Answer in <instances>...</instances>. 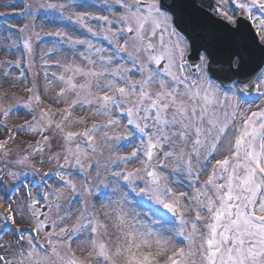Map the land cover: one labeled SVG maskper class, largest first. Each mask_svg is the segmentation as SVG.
<instances>
[{
	"label": "snow or ice",
	"instance_id": "obj_1",
	"mask_svg": "<svg viewBox=\"0 0 264 264\" xmlns=\"http://www.w3.org/2000/svg\"><path fill=\"white\" fill-rule=\"evenodd\" d=\"M0 8V264H264V0Z\"/></svg>",
	"mask_w": 264,
	"mask_h": 264
},
{
	"label": "rangeland",
	"instance_id": "obj_2",
	"mask_svg": "<svg viewBox=\"0 0 264 264\" xmlns=\"http://www.w3.org/2000/svg\"><path fill=\"white\" fill-rule=\"evenodd\" d=\"M5 10H7V11H11L12 9H4V8H0V11H5ZM54 70V69H53Z\"/></svg>",
	"mask_w": 264,
	"mask_h": 264
}]
</instances>
